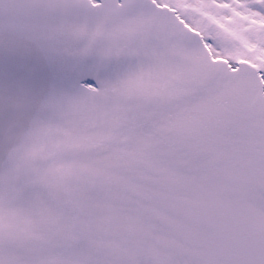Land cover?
I'll list each match as a JSON object with an SVG mask.
<instances>
[{"label":"snow or ice","instance_id":"obj_1","mask_svg":"<svg viewBox=\"0 0 264 264\" xmlns=\"http://www.w3.org/2000/svg\"><path fill=\"white\" fill-rule=\"evenodd\" d=\"M0 264H264V0H0Z\"/></svg>","mask_w":264,"mask_h":264}]
</instances>
